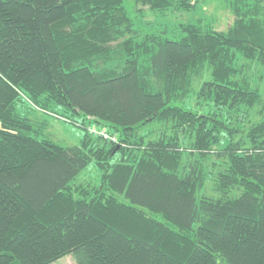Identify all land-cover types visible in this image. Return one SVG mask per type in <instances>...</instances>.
<instances>
[{
    "label": "trees",
    "instance_id": "16d2710c",
    "mask_svg": "<svg viewBox=\"0 0 264 264\" xmlns=\"http://www.w3.org/2000/svg\"><path fill=\"white\" fill-rule=\"evenodd\" d=\"M223 2L0 0V264H264V0Z\"/></svg>",
    "mask_w": 264,
    "mask_h": 264
},
{
    "label": "rangeland",
    "instance_id": "374dc122",
    "mask_svg": "<svg viewBox=\"0 0 264 264\" xmlns=\"http://www.w3.org/2000/svg\"><path fill=\"white\" fill-rule=\"evenodd\" d=\"M129 1L130 3L132 2V0ZM136 6L138 7L139 5ZM143 9L146 11L145 12L146 20H149L153 23L167 24L169 27H172L175 22L188 21L198 17H206L207 20H209L212 23L215 29L225 30L233 21V15L227 9L223 0H197L196 6L191 10L181 11L176 13L167 12L163 14V16H160L161 15L160 13H156L154 11L149 10L148 7L146 6H143ZM175 37L178 36H175L174 34L173 36L169 35V38L171 39H174ZM256 82L261 89V98L264 101V71L258 73ZM259 106L255 108H251L249 110V116L254 120L259 117L258 115ZM76 118L81 119L80 116H76ZM91 125L98 126L94 122H92ZM152 127H156V125H151L150 128ZM49 130L51 134H53L54 138L63 144H77L83 133V130L77 127L76 125H74L73 123L65 121L61 118H57L55 116L49 117ZM209 159L214 160V157L211 156ZM208 168L211 169L212 173L205 182V187L203 192L206 193L207 195L215 197L217 196V193L214 191L213 180H212V177L214 178L215 175V168L214 167H208ZM99 177H100V173L97 167L95 166V164L93 163V161H91L86 166V168L82 170V172L75 181L79 183L80 182L96 183ZM53 264H74V261L70 256H66Z\"/></svg>",
    "mask_w": 264,
    "mask_h": 264
},
{
    "label": "built area",
    "instance_id": "2783aa9c",
    "mask_svg": "<svg viewBox=\"0 0 264 264\" xmlns=\"http://www.w3.org/2000/svg\"><path fill=\"white\" fill-rule=\"evenodd\" d=\"M89 131L93 135L101 136L103 139L111 140L112 142H117V138L113 135H110L105 129H96L90 126Z\"/></svg>",
    "mask_w": 264,
    "mask_h": 264
}]
</instances>
